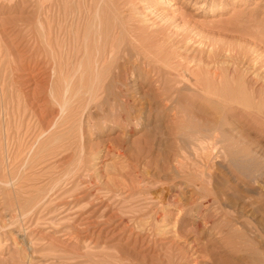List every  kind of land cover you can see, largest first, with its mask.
<instances>
[{
	"label": "rangeland",
	"instance_id": "obj_1",
	"mask_svg": "<svg viewBox=\"0 0 264 264\" xmlns=\"http://www.w3.org/2000/svg\"><path fill=\"white\" fill-rule=\"evenodd\" d=\"M0 264H264V0H0Z\"/></svg>",
	"mask_w": 264,
	"mask_h": 264
},
{
	"label": "bare ground",
	"instance_id": "obj_2",
	"mask_svg": "<svg viewBox=\"0 0 264 264\" xmlns=\"http://www.w3.org/2000/svg\"><path fill=\"white\" fill-rule=\"evenodd\" d=\"M204 81V80H203ZM202 83H204V82H202ZM209 84V83H208ZM197 85H199V84H197ZM206 85V86H205ZM200 84L199 86H197V89H198V92H201V93H204V95H205V92H202V91H207V84ZM209 86V85H208ZM199 90H202V91H199ZM197 91V90H196ZM211 91V90H210ZM167 92L168 93H165V94H163L164 95V100L166 101V105L168 106L172 101H174L175 100V95H174V97L172 96V94H170V92L167 90ZM173 93H174V91H172ZM207 92H209V91H207ZM212 94V93H211ZM162 95V96H163ZM178 102V101H177ZM177 102H174V104H178ZM172 104V103H171ZM170 104V105H171ZM176 106V105H175ZM170 108V107H169ZM174 109H175V107H173ZM173 110V109H172ZM262 112V111H261ZM179 123V122H178ZM212 128H213V126H212ZM209 129V128H208ZM213 129H216V127L215 128H213ZM204 130V129H203ZM211 130V129H210ZM211 131H213V130H211ZM204 132V131H203ZM202 132V133H203ZM208 132V131H207ZM210 132V131H209ZM198 134H199V130H198V132H197ZM213 133H216V130H215V132L213 131ZM206 134V133H205ZM208 134V133H207ZM194 136V135H193ZM196 136H198L197 134H196ZM200 136H201V134H200ZM206 136H208V135H206ZM205 135L203 136V134H202V137H195V140H199V141H201L202 140V138H203V140L205 139V137H206ZM213 136H217L216 134L214 135L213 134ZM213 136H211V137H213ZM210 136H208V139H214L215 137H213V138H211ZM218 137V136H217ZM216 139V138H215ZM205 141V140H204ZM214 142V141H213ZM200 143V142H199ZM202 143V142H201ZM200 143V144H201ZM206 143V142H205ZM217 143V142H216ZM220 143V142H219ZM211 144V143H210ZM204 145V144H203ZM202 145V146H203ZM213 145V144H212ZM200 146V145H199ZM215 145H213V147H214ZM205 147V146H204ZM215 148V147H214ZM213 148V149H214ZM206 149V148H205ZM216 149V148H215ZM199 151V150H198ZM201 151V150H200ZM207 219V218H206ZM210 222V221H209ZM207 223H208V220H207ZM206 223V224H207ZM214 223V222H213ZM204 260V259H203Z\"/></svg>",
	"mask_w": 264,
	"mask_h": 264
}]
</instances>
